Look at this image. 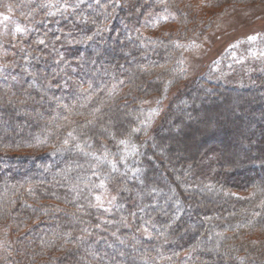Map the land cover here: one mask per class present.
I'll use <instances>...</instances> for the list:
<instances>
[{
  "label": "trees",
  "instance_id": "1",
  "mask_svg": "<svg viewBox=\"0 0 264 264\" xmlns=\"http://www.w3.org/2000/svg\"><path fill=\"white\" fill-rule=\"evenodd\" d=\"M11 1L0 264H264V68L239 88L187 79L247 0L205 1L210 18L187 0ZM202 124L189 157L178 137Z\"/></svg>",
  "mask_w": 264,
  "mask_h": 264
},
{
  "label": "rangeland",
  "instance_id": "2",
  "mask_svg": "<svg viewBox=\"0 0 264 264\" xmlns=\"http://www.w3.org/2000/svg\"><path fill=\"white\" fill-rule=\"evenodd\" d=\"M205 1L210 0H187L189 3L198 5V7L195 6V9L198 8L201 14L204 12L206 17L210 18L211 15L219 12L204 7ZM202 3L203 6H200ZM226 3H228V7L234 4L231 0H224V5ZM242 3L243 5L241 4L229 11L228 8V12H225L222 20L216 25L213 24L214 29H211L207 36L206 34L203 36V41L196 46L197 48L195 47V50L188 52L186 63L189 81L206 78L213 82L221 81L224 84L239 88L250 86L253 78L262 71L264 68V0H260L258 3L247 0ZM17 19L15 4L11 0H0V42L3 39L7 41L11 29L19 27ZM168 29L174 30L176 27ZM0 59H3L1 55ZM0 64L2 65L1 61ZM201 114L204 116L202 111L199 112L198 116ZM205 115H208V111ZM218 115L223 120L224 117L233 116L234 112L233 109L223 107L219 109ZM203 128V124L197 126L195 130H201L198 135L194 129H187L189 138L186 140L185 137H178V140L183 143V145L178 144V148L187 147L191 149L190 156L179 154L180 159L192 157L193 149L201 148L202 144L199 145V142L203 139L201 136H205ZM210 145L213 146V143ZM171 146L167 145V149ZM176 160L177 158L174 161ZM239 195L245 197L249 194L248 192H239ZM105 202H110V198L107 197Z\"/></svg>",
  "mask_w": 264,
  "mask_h": 264
}]
</instances>
